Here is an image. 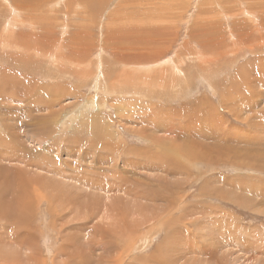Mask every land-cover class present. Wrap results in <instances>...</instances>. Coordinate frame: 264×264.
<instances>
[{
	"label": "rangeland",
	"instance_id": "374dc122",
	"mask_svg": "<svg viewBox=\"0 0 264 264\" xmlns=\"http://www.w3.org/2000/svg\"><path fill=\"white\" fill-rule=\"evenodd\" d=\"M52 1L70 4V13L81 6L82 14L68 18L62 14L66 6L45 24L53 28L51 36L68 42L89 30L97 49L105 45L110 23L128 22L142 6L104 0L85 15L84 0ZM259 1L250 9L244 3L248 13L236 19L213 18L230 47L223 55L213 44L201 46L216 40L213 31H203L209 23L200 21L211 6L191 1L176 25L177 42L148 69L155 76L150 80L140 77L149 71L134 73L136 68L99 49L81 66L34 60L20 65V59L9 62V51H0V71L19 75V81L10 74L0 77V264H264V28L259 27L264 1ZM0 12L5 16L4 6ZM43 12L34 17L39 21ZM116 14L127 16L117 21ZM62 19L70 29L65 34L57 27ZM237 22L240 29L231 36ZM257 29L258 36L246 37ZM196 34L201 39L195 45ZM184 42L190 45L183 51ZM22 55L33 58L34 52ZM174 65L178 75L159 74ZM128 73L133 84L125 80ZM159 76L179 85L162 90L153 81ZM25 91L30 94L24 97ZM169 111L173 116L166 123ZM139 150L151 159L138 156ZM44 179H53L51 187Z\"/></svg>",
	"mask_w": 264,
	"mask_h": 264
},
{
	"label": "bare ground",
	"instance_id": "6f19581e",
	"mask_svg": "<svg viewBox=\"0 0 264 264\" xmlns=\"http://www.w3.org/2000/svg\"><path fill=\"white\" fill-rule=\"evenodd\" d=\"M48 1L49 0H10V1L9 0H1L0 1V11L3 9V6H4L5 12H6L5 16H3L0 12V18H2V21H1L2 23L0 26V51H4V52L9 51V53H10V55L8 56L9 62L11 60L14 63V62L18 61V59H20L21 60L20 65L26 61L34 60L33 64H39V65L45 64L47 62L51 63V64L52 63H61L62 64L63 62H68V63L75 65V66H78V65L81 66L84 63V61H83L84 58H86L87 56H92V55H94V53L96 54V52H98V49H99V51H104L105 54H109L111 56V59L114 62L122 63L123 65H125L129 68L130 67L136 68V71L134 73L138 72V73L145 74L148 71L150 72V70H148L150 68V66L153 65V67H155L163 59H165L168 55V52L173 47L172 44H175V42H177L176 36H177V32H179V31H178V27L176 25L180 24V22L184 20L183 18L185 17V15L183 16V13L186 12L187 9H189V5L191 4V1H193V0H135L134 2H136L138 4V6L142 5L140 7L141 10L134 9L133 10L134 16L132 13V17L131 16L128 17L126 15L127 18L125 16V14H116L117 21L119 20V16L122 15L124 19L126 18V20H128V22L121 21L120 23H117V24H116V22L110 23V24L108 23L109 25L107 26L106 29L109 33L104 35L105 36V45L101 46L102 48H98V49L96 48V45H98V44H96V42H94V39H91V36H90L91 34L89 33V30H87V31L90 35L88 33H84V32H83V34L78 33L77 35L80 36L78 41H75V38L77 35L72 37L71 39H69L68 42L64 38L56 39V38L52 37L54 34L50 31V29L53 30V28L52 27H50V29L48 27L45 28L47 25L46 24L47 21H51V20L53 21V19L56 18L55 15H58L59 13H61V11L66 8V6H67L66 14L65 13H62V14L64 16H67L68 18L69 17L73 18V17H76L77 15L82 14V9L80 8L81 6L78 4V6H80V7H77L76 9H74L73 13H70V11H68L69 10L68 6L70 4L65 5V3L63 4L62 2L61 3L55 2L52 4V2H53L52 0H51V2H48ZM102 1H104V0H84V4H85L84 14L88 15V12H90L92 14V12L97 11L98 8L100 7L99 4ZM257 1H259V0H219L217 3L216 0L214 2H213V0H207V1L198 0L200 7H201V5H208V6L212 7V9L210 7L209 10L205 9V11L203 13V17L200 19V21L202 20L203 25L209 23L208 28H203L204 33L207 31V34H209L213 31L215 33V36H216L215 42H213V39L203 40L206 44L202 43V45H201L202 48L203 49L207 48L208 44H211V45L213 44L215 47V50L221 49L219 51L220 53H218V55H223V54L227 53L229 51L230 47H229V45H226V43L223 40L222 30L217 31L216 26L213 24L214 23L213 18H215L217 15H221L225 21L236 19L239 15H242L244 13H248V12H245L242 10V6L244 3L247 2V7H248V9H250L251 7L249 8V5L257 6L259 4V3H257ZM263 1L264 0H260L259 2H263ZM110 2H112V1H110ZM131 3H133V1ZM152 3L154 4V8L149 7V6H152ZM235 3H237L236 6H239L238 9L234 8ZM62 4H63L64 8H61ZM135 5H134V7L137 6V5L136 6ZM45 6L47 8L46 13H44L42 10ZM74 6H75V4H74ZM219 6H222V7H219ZM246 10H247V8H246ZM36 12H39V13L43 12L44 13V15L42 17H40L39 21H38L39 18L34 17L35 16L34 14ZM99 13H100V11H99ZM138 14H139V16H137ZM211 14L213 15L212 17H210ZM111 19H112V17H111ZM251 19H253V18L251 17L250 20ZM63 22H65V21L62 19L61 26L58 23H55L54 25L55 26L59 25L57 27L61 28L63 31V34H65L66 32H69L70 29L68 26H66L67 24L66 23L64 24ZM240 22L235 23L233 28L230 30L231 36L234 35V33L237 29H240L239 28ZM51 23H49V24H51ZM188 23H191L190 19L188 20ZM198 23H197V25H198ZM218 23H221V22H218ZM166 24H167V26H166ZM168 24H169V26H168ZM191 24H192L193 28H196L195 23H194V25H193V23H191ZM260 24H261V22H260ZM88 26L90 27V25H88ZM220 26L221 25L218 24V28H220ZM259 27L263 29L264 25L259 26ZM16 28L19 31L20 30L21 31L18 32V30ZM198 28H200V27H198ZM15 29L17 31H15ZM214 29H215V31H214ZM28 30L31 32H28ZM32 31L33 32L37 31V32H39V34L32 33ZM149 31H152V32H149ZM90 32H91V29H90ZM17 33H18V35H16ZM99 33H101V32L99 31ZM204 33L201 34L200 37L203 38ZM51 34H53V35L51 36ZM258 34H260V29H257V32L254 31L250 35H246V37L258 36ZM39 35H41V36L39 37ZM191 36H190V38H191ZM239 37H241V35H239ZM198 39H201V38H199V35L196 34L195 41H194L195 45L198 44ZM241 39H242V37H241ZM241 39H240V41H241ZM242 40H244V39H242ZM254 40H256V39H254ZM185 42L182 43V44H184L183 51L190 45V43H185ZM259 44H261V43H259ZM31 52L32 53L34 52V55H32L33 58H30L29 56L23 57V55H22V53H27V54L29 53L30 54ZM16 53L19 55L20 58L16 55ZM65 53H67V55H63ZM76 55L78 57H76ZM72 56H74V58H72ZM178 57L175 58V60H176L175 64L180 61L178 59ZM202 58H203V56H202ZM199 59H201V58H199ZM203 61H206V60L203 59ZM210 61H212V60H210ZM207 62H208V59H207ZM26 63L28 65H33L32 63H28V62H26ZM169 64H170V62H169ZM123 71L127 73L126 68ZM166 71H169V73H173V74L175 73L176 75H178L180 73V70L178 68H176V65H174V67L170 68L169 70L163 69L162 71L159 72V74H161V73L163 74ZM204 71H205V69H204ZM16 72H17V70H14V72L10 74L9 69L8 70L5 69L0 73V77L8 79V77L11 75L10 77L13 76L15 80H18L19 75L17 77V75L14 74ZM151 75L152 74L150 72V73L145 74L144 77H142V76H140V77L143 78L142 80L144 81V80H148L149 78L151 79L152 77H155V76H151ZM35 76L36 75H34V74L32 75V77H35ZM37 76L40 78H47L48 74L39 73ZM132 77L133 76L130 75L129 73L126 74L125 80H127V81L131 80V82H127V83H132V81L134 80ZM141 78H139V79H141ZM10 80H12V79H10ZM116 80H117L116 82H118L119 76L117 77ZM106 81H107V83L109 82L107 79H106ZM135 81H136V79H135ZM153 81H155L156 84L162 90L163 89L166 90L167 88H173V87L175 88L179 85L177 83V81L175 79H172V78L170 80L171 81L170 83L166 82V84H165V80L163 79L162 76H159V78L153 79ZM107 83H106V85H107ZM139 83H137V84H139ZM3 84H4V82H3ZM30 92H32V91L30 90ZM30 92L25 91L26 94L23 96L25 97L27 94H30ZM230 92H232V91H230ZM228 94H230V93L228 92ZM228 94H226V95H228ZM158 97L160 100H163L160 98V96H158ZM148 98H152L151 95ZM155 99L159 100L157 98H155ZM172 111H169L168 113L164 114L166 123L168 122V117L173 116V114L171 113ZM0 120H2V119H0ZM166 123L161 124V127H162L161 131H163L164 128L168 126V125H166ZM155 131H157V130H155ZM146 148H147V146H146ZM147 150H149V149L147 148ZM146 152H147L146 150H143V151L139 150V152H137V154H138V156H141V155L144 156L145 155L148 157V159H151V156L148 155L149 153H146ZM67 155H69V154H67ZM78 155H80V154L78 153ZM51 171H52V169H51ZM31 172H33V171H31ZM17 174L19 176L20 181H23L25 177H22V176L20 177V173H17ZM38 175L39 174H34V176H37V178H38ZM79 177L81 178V176H79ZM51 181H53V179L52 180L51 179H44V184L47 185L48 187H51L50 186ZM75 188L77 190H80L77 187H75ZM65 191L67 192V188L65 189L63 187L62 192H65ZM64 201H66V200H64Z\"/></svg>",
	"mask_w": 264,
	"mask_h": 264
}]
</instances>
